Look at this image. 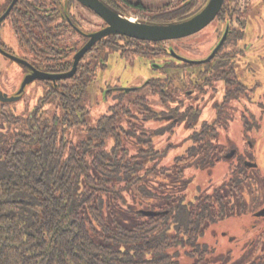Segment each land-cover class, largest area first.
Instances as JSON below:
<instances>
[{
  "label": "trees",
  "instance_id": "trees-1",
  "mask_svg": "<svg viewBox=\"0 0 264 264\" xmlns=\"http://www.w3.org/2000/svg\"><path fill=\"white\" fill-rule=\"evenodd\" d=\"M101 1L129 15L118 8L120 0ZM104 47L114 48L107 40ZM93 75L86 67L50 84L28 114L0 110V264H264L262 230L254 224L248 233L257 232L236 256L231 247L216 252L207 242L213 225L243 215L258 218L263 169L244 170L237 158L222 168L227 176L217 187H209L208 178L205 189L194 182L197 174L186 175L195 170L207 177L222 162L216 141L218 130L227 128L224 111L211 123L201 121L198 130V110L176 112L189 133L184 151L165 166L162 159L173 149L154 139L172 135L174 124L152 131L136 124L133 107L153 117L146 99L110 92L105 113L87 124L84 98ZM167 88L176 91L163 86L157 92L166 93L169 104ZM80 129L83 135L72 141ZM228 239L236 248L237 239Z\"/></svg>",
  "mask_w": 264,
  "mask_h": 264
},
{
  "label": "flooded vegetation",
  "instance_id": "flooded-vegetation-1",
  "mask_svg": "<svg viewBox=\"0 0 264 264\" xmlns=\"http://www.w3.org/2000/svg\"><path fill=\"white\" fill-rule=\"evenodd\" d=\"M259 1L264 4L263 0ZM209 2L210 0H166L161 7L152 10L147 8L142 0H120L116 4L120 10H128V16L122 15L108 1L106 4L102 3L120 17L133 23L161 26L179 24L195 17L205 10ZM138 3L142 6L133 9L131 5ZM248 7L247 4L243 8H237V0H223L207 25L182 38L148 41L117 33L107 35L95 41L80 56L71 77L55 81L46 79L33 81L40 85L44 94L50 91V84L77 77L82 68L94 70L98 61L103 64L102 53L109 49L104 47V42L110 41L114 48L109 50L120 55L148 57L150 68L157 73V77L148 78L139 85L124 89L106 86L101 91L104 99L107 94L109 97L110 92H124L126 96L134 93L133 98L141 97L147 100L149 114L153 116L152 118L143 116L141 120L147 122L161 118L159 116L161 112L160 115L164 113V125L170 122L174 124L173 127L183 125V121L178 122L176 112H184L187 108L198 110L195 103L201 99L208 100L214 107V117L219 109L224 111L225 124L228 129L231 128L228 133L230 141L242 143L244 148L242 157L237 155L235 149H230L223 153L222 159L227 161L237 157L244 170H255L259 173L258 171L264 167V152L258 155L255 149L264 142V81L259 78V72L264 74V49L262 55L256 56V60L251 59L254 56L248 57L246 54L251 48V45L244 42L247 16L251 8ZM5 22L7 29L12 31L11 44H15L16 49L4 42L0 33V56L19 65L17 77L22 82L34 72L49 75L71 72L76 54L89 42L91 35L107 27L103 18L77 0H0V28ZM88 24L96 26L91 28ZM212 27L216 33L207 53L203 56L184 55L176 46L168 44L197 37ZM222 40L214 56L206 60ZM136 49L144 51L135 53ZM184 59L199 63H188ZM260 67L262 70H258ZM174 79L182 80V86H174ZM22 82L15 90V95L19 96V99L22 98L27 86L26 84L21 91ZM163 86L176 88V91L167 88L171 90L169 91L171 99L167 98L169 104L164 99L167 94L160 95L157 92L158 87ZM144 87L150 89L148 96L139 95ZM206 89H211L209 98H206ZM154 95L160 97L163 105L159 112L151 109ZM8 104L0 102L1 107ZM170 108L176 111L172 112ZM189 124L190 122L187 123ZM232 150L234 154L227 158L226 155Z\"/></svg>",
  "mask_w": 264,
  "mask_h": 264
},
{
  "label": "rangeland",
  "instance_id": "rangeland-1",
  "mask_svg": "<svg viewBox=\"0 0 264 264\" xmlns=\"http://www.w3.org/2000/svg\"><path fill=\"white\" fill-rule=\"evenodd\" d=\"M162 1L165 2L166 0H142L145 6L152 10L161 7V5H163ZM247 4L249 5L248 8H251L247 16V27L245 29L244 42L251 45L250 50L248 51V53H246L247 56H254L251 59L256 60V56L262 55V51L264 49V4L259 0H237V8H243ZM93 23L96 24V22ZM88 25L91 28H94L96 26L92 24ZM0 33L1 39L8 45H10V47H14L16 49V46H14L15 44H11V41H13L12 31L11 29H7V22L2 24ZM215 33L216 31H214V27H212L205 33H202V35L200 34L197 37L193 36L174 43L170 42L168 44L176 46L184 55L187 54L188 56L192 57H200L207 53L209 45L213 42ZM16 54L19 55L17 52ZM102 58L103 64H101L99 61L96 64L93 78L88 82L84 98L87 109L89 110V114L86 119L87 124L89 125H92L101 114L105 113L108 102H110L109 100H111V96L107 97L106 101L101 95V91L105 89L106 86L124 89L128 86L139 85L141 82H143V80H147L148 78L157 77V73L150 68V59H148V57L134 54L120 55L116 51L107 49L102 53ZM239 67L240 64H238V68ZM18 70L19 65L0 56L1 93L6 94L9 97L15 95L16 88L22 82L21 79H18L17 77ZM258 70H262L261 67ZM259 78L264 81V74L262 72H259ZM181 83L182 80H173V84L176 87H181ZM149 90L150 89L145 88L139 95L141 96L143 94L148 96V94H150ZM42 93L43 89L36 81H33L32 83L27 84L21 99L15 102H11L5 107L0 106V110H10L21 115L28 114L36 104L37 100L43 95ZM205 94H207L206 98H209L210 96L208 95L211 94V89H206ZM181 96L182 94L180 95V97ZM133 97L134 93L132 95L130 94V96H125L126 99H130ZM151 104V109L155 110V112H159V110L163 108L161 99L158 95L153 96ZM195 104V107L200 113V117L199 121L195 124L194 130H198L201 121H206L208 123L212 122L214 118V107L210 105V102L208 100L205 101V99H201L198 103ZM133 112L140 118H138L139 121H137L136 124H142L143 127L148 131H152L154 129H157L158 127L164 126V113H162L161 115V112L159 113V116L162 119L158 118L146 122L144 120H141L143 117L140 113L141 111L137 107H133ZM186 129L187 128H185L183 125L178 127L175 126L171 132L173 133L172 135L165 134L159 138L154 139L158 147L164 148L167 146H171V149H173L171 151L172 153H170L166 158L162 159L161 164L169 166L172 163V159L184 151L185 146L182 147V145L184 142V138L189 133ZM230 129L231 128H226V130H218V141H215L221 147L224 153L228 152L230 149H235L237 151V155L239 157H242L241 154L244 153L243 144L230 141L228 134ZM82 135L83 130L80 129L79 133L76 131L74 135H71V140L76 141ZM255 151L258 155H261V153L264 152V142L256 146ZM236 158L218 163L219 166L217 168H212L210 172H208L207 177H202L199 174V172L201 171L195 170L186 171V175L191 176L192 174H197L194 182L200 183L199 186L201 189H205L207 187V184H204V182H206L208 178H210L209 180L212 182L209 187H217L227 176V173H224V171H222V168H230V166H234L236 164ZM259 186L260 189L257 192L256 204L262 206L264 203V183L261 182ZM247 201H249L248 198ZM250 224H254L257 230H262V239L264 242V216L252 218L248 215L231 217L230 219L223 221L217 226L213 225L209 229L207 242L210 247L215 248L216 252H223L228 248L230 249L231 247L233 255L236 256L240 251L239 248L241 243L254 236V234L257 232L255 231L256 228H254L252 233H248V230H251ZM224 233L225 235H223ZM229 236H234L239 242L236 248L231 246V244L233 243L230 242V244H227L225 242L226 240L227 242L229 241Z\"/></svg>",
  "mask_w": 264,
  "mask_h": 264
},
{
  "label": "water",
  "instance_id": "water-1",
  "mask_svg": "<svg viewBox=\"0 0 264 264\" xmlns=\"http://www.w3.org/2000/svg\"><path fill=\"white\" fill-rule=\"evenodd\" d=\"M77 1H79L85 7L93 10L96 14H98L101 18H103V20L107 23V27L91 35L89 42L79 51V53L76 54L74 59L73 69L71 70V72L62 75H49L41 72H34L23 80L20 88L21 91L23 90L26 84H28L29 82L35 79H46V80L55 81V80L71 77V75L74 73L76 63L80 58V56L89 47H91L95 43V41L110 34L117 33L135 39L148 40V41L176 39L193 34L198 30H200L201 28H203L212 20V18L220 8L223 0H210L205 10H203L197 16L188 19L187 21H184L179 24H170V25H161V26L133 23L129 19L120 17L118 14L114 13L99 0H77ZM222 42L223 40L219 43V45L215 48V50L206 60H210L214 56L215 52L218 50ZM12 59H14L17 62H21L18 59L15 58ZM184 61L188 63H199L196 61H191L186 59H184ZM17 100H19V96L17 95L9 97L6 94L0 93V102L10 103V102H15ZM233 154L234 151L232 150L226 155V157L229 158ZM139 213H141L144 216H156L158 215L159 212L150 211V210H139ZM256 215L258 217L264 216V206L257 211Z\"/></svg>",
  "mask_w": 264,
  "mask_h": 264
}]
</instances>
